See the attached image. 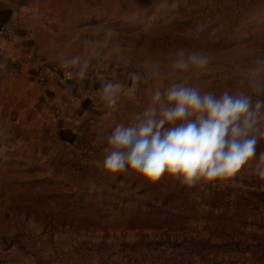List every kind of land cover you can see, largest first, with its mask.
<instances>
[{"label": "rangeland", "instance_id": "obj_1", "mask_svg": "<svg viewBox=\"0 0 264 264\" xmlns=\"http://www.w3.org/2000/svg\"><path fill=\"white\" fill-rule=\"evenodd\" d=\"M123 2L40 0L23 41L36 62L9 55L17 71L0 68V264H33L4 248L11 238L41 264H264L256 161L228 181L190 187L167 174L149 183L103 170L106 137L134 123L156 90L243 92L264 115V93L253 86L264 83V8L239 16L223 8L203 22L210 0L132 13L119 10ZM181 52H206L210 63L178 71ZM109 81L122 86L115 108L100 91ZM256 147L258 160L264 138ZM140 239L164 240L163 259H129L143 251Z\"/></svg>", "mask_w": 264, "mask_h": 264}, {"label": "clouds", "instance_id": "obj_2", "mask_svg": "<svg viewBox=\"0 0 264 264\" xmlns=\"http://www.w3.org/2000/svg\"><path fill=\"white\" fill-rule=\"evenodd\" d=\"M178 55L173 64L178 71L210 63L206 52ZM76 62L78 58L69 61ZM253 86L264 93V83L254 80ZM121 88L112 81L101 87L104 101L113 108ZM260 108L243 92L216 95L179 85L166 93L156 90L134 123L117 124L106 137L103 170L109 175L139 174L149 183L167 174L190 187L201 181H228L256 161L255 171L264 179V152L257 160L256 147L264 138L257 127L264 120Z\"/></svg>", "mask_w": 264, "mask_h": 264}, {"label": "trees", "instance_id": "obj_3", "mask_svg": "<svg viewBox=\"0 0 264 264\" xmlns=\"http://www.w3.org/2000/svg\"><path fill=\"white\" fill-rule=\"evenodd\" d=\"M165 0H124V2L119 7V10H123L127 13H132L138 8H149L156 7ZM234 7L235 15L239 16L241 14H248L256 12L264 8V0H210L209 6L205 9V14L202 17V21L205 22L210 19L211 15L214 12H218L220 9H230ZM61 74H59L60 76ZM140 244L143 251H137L133 256H130L129 259H148L151 260H162L163 256L160 254L162 246L166 243L164 240H153V239H140ZM5 249H13L16 253H22L27 255L33 264H41L40 258L37 253L34 252V249H29V247L23 243H20L17 238H11L9 240L3 239L2 241ZM106 248V246H105ZM87 254L89 257H97L98 260L102 261V257L97 255L99 248L92 249L87 247ZM108 251L109 249L106 248ZM96 254V255H92ZM44 264V263H43ZM49 264H62L59 261L51 260ZM72 264H78L77 261H74Z\"/></svg>", "mask_w": 264, "mask_h": 264}, {"label": "crops", "instance_id": "obj_4", "mask_svg": "<svg viewBox=\"0 0 264 264\" xmlns=\"http://www.w3.org/2000/svg\"><path fill=\"white\" fill-rule=\"evenodd\" d=\"M39 1L0 0V50L20 59L22 64L36 62L34 47H30V45L26 47L23 41L28 40L26 26L31 32L35 30L32 16L36 14L34 10ZM16 34L23 35V38H19V44L14 42ZM0 73H4V71L0 70Z\"/></svg>", "mask_w": 264, "mask_h": 264}, {"label": "built area", "instance_id": "obj_5", "mask_svg": "<svg viewBox=\"0 0 264 264\" xmlns=\"http://www.w3.org/2000/svg\"><path fill=\"white\" fill-rule=\"evenodd\" d=\"M17 63L4 51L0 50V68L13 69L17 71Z\"/></svg>", "mask_w": 264, "mask_h": 264}]
</instances>
